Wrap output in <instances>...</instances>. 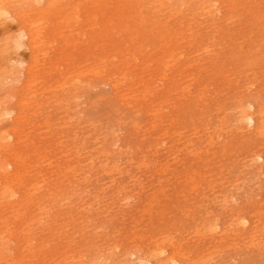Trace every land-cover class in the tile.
Returning <instances> with one entry per match:
<instances>
[{"label": "rangeland", "instance_id": "obj_1", "mask_svg": "<svg viewBox=\"0 0 264 264\" xmlns=\"http://www.w3.org/2000/svg\"><path fill=\"white\" fill-rule=\"evenodd\" d=\"M30 1L0 0V164L19 158L0 172V264H264V0Z\"/></svg>", "mask_w": 264, "mask_h": 264}, {"label": "bare ground", "instance_id": "obj_2", "mask_svg": "<svg viewBox=\"0 0 264 264\" xmlns=\"http://www.w3.org/2000/svg\"><path fill=\"white\" fill-rule=\"evenodd\" d=\"M7 1V0H6ZM32 2L33 1H37V4L39 3L38 1H43V0H31ZM30 1V2H31ZM44 1H46V2H48L49 0H44ZM51 1V0H50ZM60 1V0H59ZM63 1V0H62ZM67 1V0H66ZM69 1V0H68ZM97 1V0H96ZM117 1V0H116ZM160 1H163V0H159V2ZM166 1V0H165ZM170 1V0H169ZM178 1V0H177ZM218 1V0H217ZM227 1V0H226ZM2 2V1H1ZM17 2V1H16ZM31 2V3H32ZM58 2V1H57ZM63 2H65V1H63ZM107 2V1H106ZM184 2V1H183ZM186 2V1H185ZM187 2H188V0H187ZM192 2V1H191ZM205 2V1H204ZM18 3V2H17ZM17 3H14L13 2V4H17ZM60 3V2H59ZM62 3V2H61ZM85 3V2H84ZM126 3V2H125ZM128 3V2H127ZM162 3V2H161ZM166 3H167V1H166ZM175 3V2H174ZM180 3V2H179ZM201 3H202V0H201ZM208 3V2H207ZM2 4V3H1ZM5 4V3H4ZM11 4V3H10ZM27 4V3H26ZM35 4V3H34ZM96 4V3H95ZM94 4V5H95ZM163 4V3H162ZM173 4V3H172ZM176 4V3H175ZM181 4H183L182 2H181ZM186 4V3H185ZM203 4V3H202ZM201 4V5H202ZM232 4V3H231ZM39 5V4H38ZM56 5V4H55ZM58 5V4H57ZM105 5V4H104ZM118 5V4H117ZM117 5H115V6H117ZM124 5V4H123ZM133 5V4H132ZM137 5V4H136ZM135 5V6H136ZM159 3H158V7H159ZM165 5V4H164ZM168 6H169V4H167ZM170 5H171V3H170ZM180 5V4H179ZM178 5V6H179ZM105 6H107V5H105ZM147 6V5H146ZM173 6H175V5H173ZM185 6V5H184ZM188 6H189V4H188ZM203 6H205V5H203ZM207 6H212V8L216 11V10H219L218 9V6H215V3H210V4H207ZM2 7V6H1ZM4 7V6H3ZM26 7V6H25ZM33 7V6H32ZM36 7V6H35ZM38 7V6H37ZM36 7V8H37ZM44 7V6H43ZM91 7V6H90ZM186 7V6H185ZM228 7V6H227ZM64 8V7H63ZM97 8V7H96ZM130 8V7H129ZM163 8V7H162ZM166 8V7H165ZM172 8V7H171ZM195 8H197V7H195ZM223 8H225V7H223ZM5 9V8H4ZM3 8L1 9V10H4ZM23 9V8H22ZM30 9V8H29ZM28 9V10H29ZM44 9V8H43ZM50 9V8H49ZM99 9V8H98ZM184 9H186V8H184ZM207 9V8H206ZM231 9V8H230ZM12 10V9H11ZM35 10V9H34ZM60 10V9H59ZM77 10H78V8H77ZM101 10V9H100ZM114 10V9H113ZM183 10V9H182ZM196 10H198V9H196ZM202 10V9H201ZM209 10V9H208ZM5 11V10H4ZM67 11V10H66ZM68 11H70V10H68ZM158 11V10H157ZM160 11V10H159ZM178 11V10H177ZM185 11V10H184ZM193 11H195V10H193ZM7 12V11H6ZM26 12H29V11H26ZM44 12V11H43ZM45 12H46V10H45ZM74 12H75V10H74ZM125 12V11H124ZM183 12V11H182ZM181 12V13H182ZM186 12V11H185ZM187 12H188V10H187ZM191 12H192V10H191ZM196 12V11H195ZM198 12H201V11H198ZM211 12V11H210ZM214 12V11H213ZM213 12H211V13H213ZM24 13H25V11H24ZM118 13V12H117ZM128 13V12H127ZM178 13V12H177ZM206 13V12H205ZM217 13V12H216ZM12 14V13H11ZM153 14V13H152ZM161 14V13H160ZM206 14H208V13H206ZM0 15H3V14H0ZM19 15V14H18ZM17 15V16H18ZM47 15V14H46ZM45 15V16H46ZM98 15V14H97ZM139 15H140V13H139ZM158 15V14H157ZM174 15V14H173ZM191 15H192V13H191ZM195 15V14H194ZM215 15V14H214ZM13 16V15H12ZM24 16V15H23ZM138 16V15H137ZM141 16V15H140ZM175 16V15H174ZM190 16V15H189ZM198 16V15H197ZM201 15H199V17H200ZM1 17H3V16H1ZM77 17V16H76ZM96 17V16H95ZM131 17V16H130ZM158 17V16H157ZM211 17V16H210ZM213 17V16H212ZM5 18V17H4ZM24 18V17H23ZM23 18H21V19H23ZM168 18V17H167ZM176 18V17H175ZM190 18H192V16H190ZM216 18V17H215ZM11 19V18H10ZM26 19V18H25ZM36 19V18H35ZM55 19V18H54ZM73 19H74V17H73ZM91 19V18H90ZM131 19V18H130ZM152 19V18H151ZM153 19H155V18H153ZM179 19V18H178ZM177 19V20H178ZM196 19V18H195ZM204 19V18H203ZM202 19V20H203ZM2 20H4V19H1V22H4V21H2ZM41 20V19H40ZM70 20V19H69ZM133 20V19H132ZM160 20V19H159ZM181 20V19H180ZM188 20V19H187ZM192 20V19H191ZM228 20H230V18L228 19ZM227 20V21H228ZM5 21H6V19H5ZM22 21V20H21ZM24 21V20H23ZM33 21H34V19H33ZM38 21V20H37ZM71 21V20H70ZM74 21V20H73ZM88 21V20H87ZM150 21V20H149ZM183 21H184V18H183ZM210 21V20H209ZM212 21V20H211ZM215 21V20H214ZM216 21H218V20H216ZM9 22V21H8ZM44 22V21H43ZM48 22V21H47ZM66 22V21H65ZM90 22V21H89ZM112 22V21H111ZM113 22H114V20H113ZM112 22V23H113ZM129 22V21H128ZM193 22V21H192ZM206 22V21H205ZM205 22H202L203 24L205 23ZM213 22V21H212ZM29 23V22H28ZM28 23H24V24H28ZM33 23H36V22H33ZM41 23V22H40ZM45 23V22H44ZM123 23V22H122ZM145 23V22H144ZM190 23V21H188V24ZM196 23L197 22H195V25H196ZM3 24V23H2ZM5 24H7V23H5ZM20 24V23H19ZM22 24V23H21ZM37 24V23H36ZM65 24V23H64ZM83 24H85V23H83ZM90 24V23H89ZM148 24V23H147ZM165 23H162V25H164ZM180 24V23H179ZM178 24V25H179ZM187 24V23H186ZM54 25V24H53ZM61 25V24H60ZM105 25V24H104ZM111 25V24H110ZM194 25V24H193ZM201 25V24H200ZM7 26H8V24H7ZM34 26V25H33ZM56 26V25H55ZM67 26V25H66ZM93 26V25H92ZM107 26V25H106ZM116 26V25H115ZM134 26V25H133ZM182 26V25H181ZM188 25H186L185 27H187ZM198 26H199V24H198ZM208 26V25H207ZM1 27V26H0ZM48 27H49V25H48ZM86 27V26H85ZM142 27V26H141ZM157 27V26H156ZM162 27V26H161ZM190 27V26H189ZM2 28H3V25H2ZM6 28V27H5ZM28 28H30V27H28ZM69 28V27H68ZM128 28V27H127ZM139 28V27H138ZM153 28V27H152ZM182 28V27H181ZM194 28V27H193ZM198 28V27H197ZM61 29V28H60ZM67 29V28H66ZM163 29H164V27H163ZM168 29V28H167ZM190 29V28H189ZM189 29L187 30V31H189ZM207 29H209V28H207ZM214 29V28H213ZM216 29V28H215ZM64 30V29H63ZM68 30H71V29H68ZM102 30V29H101ZM120 30V29H119ZM156 30V29H155ZM197 30V29H196ZM54 31V30H53ZM157 31V30H156ZM179 31V30H178ZM191 31H192V29H191ZM228 31V30H227ZM234 31V30H233ZM251 31V30H250ZM166 32H168V31H166ZM171 32V31H170ZM232 32V31H231ZM244 32V31H243ZM37 32H36V30L34 31V33H32V32H30L29 30H20L19 31V33H18V35H16V38H17V40H16V43H12V44H17V46L18 45H28V46H30L31 47V45L30 44H33L35 41H34V38L32 37L33 36V34H36ZM56 33V32H55ZM62 33V32H61ZM60 33V34H61ZM70 33V32H69ZM17 34V33H16ZM60 34H59V36H60ZM108 34V33H107ZM155 34V33H154ZM198 34V33H197ZM210 34V33H209ZM228 34H229V32H228ZM6 35V34H5ZM8 35V34H7ZM7 35L5 36L6 38H7ZM37 35V34H36ZM132 35V34H131ZM160 35V34H159ZM188 35H189V33H188ZM14 36V35H13ZM12 36V37H13ZM125 36V35H124ZM145 36V35H144ZM181 36V35H180ZM194 35H192V37H193ZM210 36V35H209ZM227 36V35H226ZM230 36V35H229ZM248 36V35H247ZM4 37V36H3ZM23 37H25V41H22V38ZM36 37V36H35ZM151 37V36H150ZM167 37V36H166ZM228 37V36H227ZM5 38V39H6ZM16 38H12V39H16ZM60 38V37H59ZM128 38V37H127ZM133 38V37H132ZM143 38V37H142ZM157 38V37H156ZM181 38V37H180ZM188 38H190V37H188ZM230 37H228V39H229ZM4 39V42L5 41H7V40H5ZM11 39V40H12ZM41 39V38H40ZM54 39V38H53ZM53 39H51V40H53ZM64 39H65V37H64ZM71 39V38H70ZM122 39V38H121ZM183 39H185L184 37H183ZM183 39H181V40H183ZM243 39V38H242ZM256 39V38H255ZM258 39H259V37H258ZM48 40V39H47ZM153 40V39H152ZM257 40V39H256ZM262 40V39H261ZM9 41V40H8ZM15 41V40H14ZM49 41V40H48ZM61 41V40H60ZM141 41V40H140ZM146 42H147V40H145ZM190 41V40H189ZM207 41H208V39H207ZM206 41V42H207ZM210 41V40H209ZM212 41V40H211ZM241 41V40H240ZM245 41V40H244ZM1 42V41H0ZM3 42V43H4ZM168 42V41H167ZM171 42V41H170ZM179 42H181V41H179ZM187 42V41H186ZM193 42V41H192ZM234 42V41H233ZM239 42V41H238ZM261 42V41H260ZM37 43V42H36ZM39 43V42H38ZM52 43V42H51ZM73 43H74V41H73ZM126 43V42H125ZM141 43V42H140ZM140 43H139V45H140ZM210 43V42H209ZM235 43H237V41H235ZM248 43V42H247ZM10 44H11V42H10ZM66 44H68V43H66ZM127 44V43H126ZM125 44V45H126ZM167 44V43H166ZM197 44V43H196ZM203 44V43H202ZM211 44H213V43H211ZM6 45V44H5ZM46 45V44H45ZM123 45V44H122ZM145 45H146V43H145ZM180 45V44H179ZM198 45H200L199 43H198ZM254 45V44H253ZM13 46V45H12ZM47 46H48V44H47ZM212 46H214V45H212ZM259 46V45H258ZM14 47H16V46H14ZM19 47V46H18ZM120 47V46H119ZM122 47V46H121ZM125 47V46H124ZM174 47V46H173ZM199 47V46H198ZM205 47V46H204ZM2 48V47H1ZM4 48V47H3ZM5 48H6V46H5ZM4 48V49H5ZM34 48V47H33ZM106 48H109V47H106ZM138 48V47H137ZM193 48H195V47H193ZM201 48V47H200ZM207 48V47H206ZM211 48V47H210ZM4 49H0L1 50V52H2V50H4ZM10 49V48H9ZM16 49H18V48H16ZM35 49V48H34ZM37 49V48H36ZM132 49V48H131ZM148 49V48H147ZM183 49V48H182ZM182 49H180V50H182ZM189 49V48H188ZM197 49V48H196ZM264 49V48H263ZM102 50V49H101ZM184 50V49H183ZM36 51V50H35ZM47 51V50H46ZM46 51H44L43 52V54L44 53H46ZM80 51V50H79ZM174 51H177V50H174ZM199 51V50H198ZM197 51V52H198ZM203 51V50H202ZM208 50H206V51H204V52H207ZM234 52H235V50H233ZM4 52H6V51H4ZM9 52V51H8ZM41 52V51H40ZM136 52V51H135ZM178 52V51H177ZM210 52V51H209ZM213 52V51H212ZM3 53V52H2ZM11 53H12V51H11ZM37 53V52H36ZM123 53V52H122ZM127 53V52H126ZM133 53V52H132ZM181 53V52H180ZM179 53V54H180ZM198 53H201V52H198ZM203 53V52H202ZM228 53V52H227ZM258 53H259V51H258ZM263 53V52H262ZM4 54V53H3ZM7 55H8V53H6ZM41 54V53H40ZM121 54V53H120ZM162 54V53H161ZM178 54V55H179ZM182 54H183V52H182ZM207 54V53H206ZM2 55V54H1ZM36 55V54H35ZM45 55V54H44ZM82 55H83V53H82ZM123 55H125V54H123ZM130 55V54H129ZM172 55V54H171ZM177 55V56H178ZM198 55V54H197ZM203 55V54H202ZM250 55H251V53H250ZM258 55H260V54H258ZM43 56V55H42ZM140 56V55H139ZM175 56V55H174ZM176 56V57H177ZM237 56H240V55H237ZM236 56V57H237ZM248 56V55H247ZM256 56V55H255ZM254 56V57H255ZM1 57V56H0ZM33 57V56H32ZM37 57V56H36ZM39 57H40V55H39ZM145 57V56H144ZM172 57V56H171ZM180 57V56H179ZM181 57H182V55H181ZM187 57V56H186ZM185 57V58H186ZM263 57V56H262ZM7 58V57H6ZM8 58H9V55H8ZM115 58V57H114ZM123 58H125L124 56H123ZM167 58V57H166ZM168 58H169V56H168ZM194 58V57H193ZM232 58V57H231ZM33 59V58H32ZM100 59H102V58H100ZM99 59V60H100ZM105 59V58H104ZM149 59V58H148ZM174 59H176V58H174ZM262 59V58H261ZM4 60L6 61V59L4 58ZM36 60H37V58H36ZM98 60V61H99ZM155 60V59H154ZM165 60V59H164ZM171 60H173V59H171ZM7 61H8V59H7ZM96 61V60H95ZM98 61H97V63H98ZM105 61V60H104ZM141 61V60H140ZM192 61V60H191ZM196 61V60H195ZM198 61V60H197ZM261 61V60H260ZM17 62H19V61H17ZM150 62V61H149ZM167 62V61H166ZM203 62V61H202ZM238 62H239V60H238ZM237 62V63H238ZM255 62V61H254ZM173 63V62H172ZM187 63V62H186ZM189 63V62H188ZM188 63H187V65H188ZM191 63V62H190ZM193 63V62H192ZM200 63V62H199ZM256 63V62H255ZM15 64V63H14ZM13 64V65H14ZM22 64V63H21ZM34 64V63H33ZM39 64V63H38ZM104 64L106 65V63L104 62ZM145 64V63H144ZM153 64V63H152ZM163 64V63H162ZM197 64V63H196ZM212 64V63H211ZM225 64V63H224ZM18 65V64H17ZM32 65V64H31ZM80 65V64H79ZM97 65V64H96ZM100 65V64H99ZM99 65H98V67H99ZM221 65H223V64H221ZM230 65V64H229ZM245 65V64H244ZM22 66V65H21ZM20 66V67H21ZM259 66V65H258ZM258 66H256V67H258ZM3 67V66H2ZM6 67H7V65H6ZM11 67H12V65H11ZM30 67H33V65L32 66H30ZM35 67H38V66H36L35 65ZM34 67V68H35ZM95 67V66H94ZM165 67V66H164ZM186 67V66H185ZM201 67H203V66H201ZM200 67V68H201ZM219 67V66H218ZM217 67V68H218ZM263 67V66H262ZM1 68V67H0ZM18 68V67H17ZM33 68V69H34ZM90 68V67H89ZM88 68V69H89ZM93 68V67H92ZM138 68V67H137ZM162 68H163V66H162ZM172 68V67H171ZM193 68V67H192ZM196 68V67H195ZM253 68V67H252ZM15 69H16V67H15ZM19 69V68H18ZM17 69V70H18ZM97 69V68H96ZM99 69V68H98ZM103 69V68H102ZM161 69V68H160ZM165 69H167V67H165ZM202 69V68H201ZM219 69H221V68H219ZM224 69V68H223ZM241 69V68H240ZM249 69V68H248ZM260 69V68H259ZM3 70V69H2ZM4 70H5V68H4ZM35 70H37V69H35ZM101 70V69H100ZM99 70V71H100ZM109 70V69H108ZM164 69H161V71H163ZM8 71V70H7ZM33 71V70H32ZM107 71V70H106ZM111 71V70H110ZM128 71V70H127ZM249 70H247V72H248ZM83 72H85V71H83ZM88 72V71H87ZM91 72V71H90ZM94 72V71H93ZM122 72V71H121ZM166 72V71H165ZM168 72V71H167ZM233 72V71H232ZM262 72V71H261ZM81 73V72H80ZM95 73V72H94ZM103 73V72H102ZM105 73H107V72H105ZM119 73V72H118ZM135 73V72H134ZM146 73V72H145ZM144 73V74H145ZM161 73V72H160ZM159 73V74H160ZM190 73V72H189ZM191 73H193V72H191ZM243 74H244V72H242ZM264 73V72H263ZM3 74V73H2ZM1 74V75H2ZM6 74V73H5ZM4 74V75H5ZM19 74V73H18ZM88 74V73H87ZM124 74V73H123ZM154 74V73H153ZM163 74V73H162ZM161 74V75H162ZM171 74V73H170ZM178 74H179V72H178ZM187 74H188V72H187ZM224 74V73H223ZM237 74V73H236ZM242 74V75H243ZM251 74V73H250ZM0 75V76H1ZM7 75H8V73H7ZM14 75V74H13ZM21 75V74H20ZM19 75V76H20ZM31 75V74H30ZM29 75V76H30ZM77 75H79V74H77ZM84 75V74H83ZM95 75H98V74H96L95 73ZM94 75V76H95ZM102 75V74H101ZM156 75V74H155ZM154 75V76H155ZM160 75V76H161ZM183 75V74H182ZM186 75V74H185ZM238 75V74H237ZM236 75V76H237ZM241 75V74H240ZM16 76H18V75H16ZM87 76V75H86ZM150 76H151V74H150ZM158 76V75H157ZM175 76V75H174ZM187 76V75H186ZM224 76V75H223ZM244 76V75H243ZM254 76V75H253ZM252 76V77H253ZM21 77V76H20ZM19 77V78H20ZM99 77V76H98ZM109 76H107V78H108ZM111 77H112V74H111ZM119 77V76H118ZM163 77V76H162ZM190 77V76H189ZM192 77V76H191ZM0 78H2V77H0ZM4 78V77H3ZM10 78V77H9ZM18 78V79H19ZM97 78V77H96ZM110 78V77H109ZM113 78V77H112ZM123 78H124V76H123ZM161 78V77H160ZM165 78V77H164ZM230 78V77H229ZM234 78H235V76H234ZM233 78V79H234ZM244 78H245V76H244ZM247 78H249V77H247ZM251 78V77H250ZM12 79V78H11ZM71 79V78H70ZM76 79V78H75ZM131 79V78H130ZM143 79V78H142ZM189 79V78H188ZM4 80V79H3ZM16 79H14L13 81H14V83H16V81H15ZM30 80V79H29ZM97 80V79H96ZM101 80V79H100ZM113 80V79H112ZM173 80V79H172ZM240 80V79H239ZM259 79H257L255 82H253V83H256L257 81H258ZM33 81V80H32ZM32 81H31V83H32ZM78 81H80V79L78 80ZM82 81V80H81ZM80 81V82H81ZM99 81V80H98ZM108 81V80H107ZM124 81V80H123ZM159 81H161V80H159ZM180 81V80H179ZM185 81V80H184ZM2 82V81H1ZM5 82V81H4ZM9 82V81H8ZM7 82V83H8ZM19 82V81H18ZM33 82H36V81H33ZM63 82H64V80H63ZM86 82H88V81H86ZM103 82V81H102ZM207 82V81H206ZM246 82H247V80H246ZM12 83V82H11ZM13 83V84H14ZM30 83V84H31ZM65 83V82H64ZM79 83V82H78ZM83 83V82H82ZM81 83V84H82ZM89 83V82H88ZM109 83V82H108ZM112 83H114V82H112ZM119 83L120 82H118V85H119ZM122 83V82H121ZM139 83V82H138ZM178 83V82H177ZM187 83V82H186ZM207 83H209V82H207ZM234 83H236V82H234ZM252 83V82H251ZM80 84V83H79ZM85 84V83H84ZM192 84V83H191ZM216 84V83H215ZM228 84V83H227ZM248 84V83H247ZM261 84H264V83H262L261 82ZM3 84H1V86H2ZM5 85H6V83H5ZM29 85V84H28ZM113 85H116V84H113ZM124 85V84H123ZM182 85V84H181ZM202 85V84H201ZM241 85V84H240ZM243 85V84H242ZM249 85V84H248ZM250 85H252V84H250ZM4 86V85H3ZM10 86V85H9ZM55 86V85H54ZM112 86V85H111ZM120 86V85H119ZM144 86V85H143ZM167 86V85H166ZM185 86V85H184ZM246 87H247V85H245ZM262 86V85H261ZM33 87V86H32ZM37 87V86H36ZM83 86H81V88H82ZM116 87V86H115ZM115 87H113V88H115ZM118 87V86H117ZM187 87V86H186ZM185 87V88H186ZM203 87H204V85H203ZM206 87V86H205ZM237 87V86H236ZM245 87V88H246ZM112 88V87H111ZM163 88V87H162ZM168 88V87H167ZM189 88V87H188ZM200 88V87H199ZM228 88V87H227ZM240 88V87H239ZM262 88H264V87H262ZM12 89V88H11ZM122 89V88H121ZM128 89V88H127ZM169 89V88H168ZM206 89V88H205ZM235 89V88H234ZM10 90V89H9ZM177 90V89H176ZM175 90V91H176ZM248 90V89H247ZM246 90V91H247ZM251 90V89H250ZM261 90V89H260ZM25 91V90H24ZM118 91V90H117ZM174 91V90H173ZM181 91V90H180ZM202 91H204V90H202ZM208 91V90H207ZM227 91V90H226ZM65 92V91H64ZM127 92H128V90H127ZM146 92H147V90H146ZM160 92V91H159ZM214 92V91H213ZM263 92V91H262ZM8 93H10V92H8ZM20 93V92H19ZM122 93V92H121ZM126 93V92H125ZM143 93V92H142ZM155 93V92H154ZM168 93V92H167ZM175 93V92H174ZM180 93V92H179ZM181 93H182V91H181ZM180 93V94H181ZM200 93V92H199ZM203 93V92H202ZM207 93V92H206ZM220 93V92H219ZM223 93H224V91H223ZM231 93V92H230ZM235 93V92H234ZM7 94V93H6ZM134 94V93H133ZM176 94V93H175ZM189 94V93H188ZM164 95V94H163ZM191 95V94H190ZM194 95V94H193ZM206 95V94H205ZM216 95V94H215ZM220 95H222L221 93H220ZM246 95H247V92H246ZM252 95V94H251ZM258 95V94H257ZM14 96V95H13ZM53 96V95H52ZM124 96H126V95H124ZM142 96V95H141ZM158 96V95H157ZM161 96V95H160ZM172 96H173V94H172ZM201 96V95H200ZM203 96V95H202ZM207 96V95H206ZM232 96V95H231ZM239 96H241V95H239ZM245 96V95H244ZM27 97V96H26ZM121 97V96H120ZM127 97H128V95H127ZM126 97V98H127ZM132 97V96H131ZM170 97V96H169ZM186 97V96H185ZM197 97H199V96H197ZM205 97V96H204ZM247 97V96H246ZM254 97V96H253ZM4 98V97H3ZM10 98V100H11V97H9ZM125 98V97H124ZM146 98V97H145ZM144 98V99H145ZM183 98H184V95H183ZM192 98V97H191ZM206 98V97H205ZM217 98V97H216ZM244 98V97H243ZM256 98V99H255ZM255 98H254V100H257L258 98H257V96H255ZM36 99H38V98H36ZM65 99V98H64ZM120 99H122V98H120ZM167 99V98H166ZM170 99V98H169ZM215 99V98H214ZM235 99H236V97H235ZM9 100V99H8ZM184 100H186V99H184ZM199 100V99H198ZM205 100V99H204ZM203 100V101H204ZM209 100H211V99H209ZM240 101H241V99H239ZM120 101V100H119ZM176 101V100H175ZM206 101V100H205ZM204 101V102H205ZM214 101V100H213ZM240 101H238V102H240ZM259 102L261 101V100H258ZM4 102H5V100H4ZM8 102V101H7ZM22 102H24V101H22ZM186 102V101H185ZM229 102V101H228ZM246 102V101H245ZM252 102H253V100H252ZM252 102H247V104L245 105V110L243 111V114L241 115V118H242V120H244V123L246 124V125H248V127H249V125L251 126V125H253L254 124V122H255V118H254V115H253V106H254V104L252 103ZM258 102V103H259ZM67 103V102H66ZM198 103V102H197ZM206 103V102H205ZM210 103V102H209ZM231 103V102H230ZM8 104V103H7ZM16 104V103H15ZM121 104V103H120ZM164 104V103H163ZM180 104H181V102H180ZM183 104V103H182ZM200 104V103H199ZM218 104V103H217ZM238 104H240V103H238ZM257 104V103H256ZM1 105V104H0ZM186 105V104H185ZM25 106V105H24ZM132 106V105H131ZM131 106H129L130 108H131ZM174 106V105H173ZM236 106V105H235ZM239 106H242V104L241 105H239ZM262 106V105H261ZM3 107V106H2ZM5 107V106H4ZM3 107V108H4ZM69 107V106H68ZM199 107V106H198ZM213 108H215L214 106H212ZM33 108V107H32ZM139 108V107H138ZM161 108V107H160ZM173 108V107H172ZM177 108H178V106H177ZM176 108V109H177ZM196 108V107H195ZM218 108V107H217ZM233 108V107H232ZM256 108V107H255ZM263 108V107H262ZM262 108H261V110H262ZM116 109V108H115ZM187 109H188V106H187ZM235 109H238V108H235ZM240 109V108H239ZM49 110V109H48ZM196 110V109H195ZM199 110H200V108H199ZM2 111V110H1ZM12 111V110H11ZM27 111V110H26ZM173 111V110H172ZM184 111V110H183ZM202 111H204V109L203 110H201L200 112H202ZM219 111V110H218ZM231 111V110H230ZM194 112V111H193ZM211 112V111H210ZM242 112V111H241ZM258 112V111H257ZM175 113V112H174ZM195 113V112H194ZM240 113V112H239ZM259 113V112H258ZM2 114H4V115H8L9 116V114H11L10 113V111L9 110H7V111H4ZM186 113H184V115H185ZM217 114V113H216ZM224 114H226V113H224ZM230 114V113H229ZM238 114V113H237ZM260 115H261V113H259ZM258 114V115H259ZM262 114H263V112H262ZM17 115V114H16ZM183 115V114H182ZM183 115V116H184ZM193 115V114H192ZM202 115V114H201ZM231 115V114H230ZM0 116H2V115H0ZM188 116V115H187ZM194 116V115H193ZM222 116H224V115H222ZM229 116V115H228ZM12 118L14 117V116H11ZM205 117V116H204ZM2 118V117H1ZM165 118V117H164ZM175 118V117H174ZM190 118V117H189ZM194 118V117H193ZM263 118V117H262ZM7 119V118H6ZM239 119V118H238ZM4 120V119H3ZM161 120V119H160ZM176 120H178V119H176ZM186 120V119H185ZM198 120V119H197ZM20 121V120H19ZM52 121V120H51ZM59 121V120H58ZM181 121H183V120H181ZM211 121V120H210ZM264 121V120H263ZM4 122V121H3ZM172 122V121H171ZM174 122V121H173ZM188 122V121H187ZM200 122V121H199ZM205 122V121H204ZM223 122V121H222ZM238 122V121H237ZM236 122V123H237ZM175 123V122H174ZM181 123V122H180ZM206 123V122H205ZM230 123V122H229ZM191 124V123H190ZM202 124V123H201ZM125 125V124H124ZM136 125V124H135ZM134 125V126H135ZM169 125V124H168ZM180 125V124H179ZM179 125H177V126H179ZM181 125H183V124H181ZM194 125V124H193ZM210 125V124H209ZM224 125V124H223ZM24 126V125H23ZM162 126V125H161ZM167 126V125H166ZM172 126H173V124H172ZM239 126V125H238ZM256 126V125H255ZM61 127V126H60ZM138 127V126H137ZM163 127V126H162ZM247 127V128H248ZM263 127V126H262ZM261 127V128H262ZM139 128V127H138ZM157 128V127H156ZM207 128V127H206ZM225 128V127H224ZM209 129V128H208ZM220 129V128H219ZM125 130H127V129H125ZM171 130V129H170ZM231 130H233V129H231ZM245 130V129H244ZM253 130V129H252ZM260 130H263V128L262 129H260ZM22 131V130H21ZM47 131V130H46ZM130 131V130H129ZM180 131V130H179ZM178 131V132H179ZM223 131V130H222ZM239 131V130H238ZM259 131V130H258ZM5 132V131H4ZM31 132V131H30ZM194 132V131H193ZM200 132H202L201 130H200ZM230 132V131H229ZM1 133V132H0ZM25 133V132H24ZM143 133V132H142ZM177 133V132H176ZM256 133V132H255ZM259 133V132H258ZM13 132L12 131H7V132H5V133H2V134H0L1 136H0V138L2 137L3 139L5 138V139H7V138H11L13 135ZM27 134V133H26ZM180 134V133H179ZM179 134H178V136H179ZM198 134V133H197ZM217 134H218V132H217ZM216 134V135H217ZM222 134V133H221ZM244 134V133H243ZM16 135V134H15ZM183 135V134H182ZM257 135V134H256ZM35 136V135H34ZM157 136V135H156ZM165 136V135H164ZM260 136V135H259ZM132 137V136H131ZM131 137H130V139H131ZM149 137V136H148ZM196 137V136H195ZM203 137V136H202ZM215 137H217V136H215ZM219 137V136H218ZM230 137V136H229ZM142 138V137H141ZM221 138V136L219 137V139ZM240 138V137H239ZM242 138V137H241ZM249 138V137H248ZM256 138H258V137H256ZM23 139V138H22ZM142 139H144V138H142ZM206 139V138H205ZM224 139V138H223ZM18 140V139H17ZM20 140V139H19ZM28 140V139H27ZM108 140H110L109 138H108ZM128 140V139H127ZM218 140V139H217ZM222 140V139H221ZM10 141V140H9ZM8 141V142H9ZM154 141V140H153ZM196 141V140H195ZM235 141V140H234ZM14 142V141H13ZM59 142V141H58ZM182 142H183V140H182ZM217 142V141H216ZM221 142V141H220ZM239 142V141H238ZM172 143V142H171ZM181 143V142H180ZM252 143V142H251ZM36 144V143H35ZM109 144V143H108ZM141 144V143H140ZM155 144V143H154ZM157 144V143H156ZM160 144V143H159ZM163 145H164V143H162ZM161 144V145H162ZM173 144V143H172ZM216 144V143H215ZM2 145V144H1ZM23 145V144H22ZM135 145V144H134ZM107 146V145H106ZM127 146V145H126ZM126 146H124V147H126ZM129 146H130V144H129ZM192 146V145H191ZM198 146H199V144H198ZM157 147H159L158 145H157ZM166 147V146H165ZM171 147V146H170ZM264 147V146H263ZM0 148H2V147H0ZM99 148V147H98ZM148 148V147H147ZM187 148V147H186ZM106 149V148H105ZM193 149V148H192ZM2 150H3V148H2ZM23 150V149H22ZM137 150V149H136ZM194 150V149H193ZM24 151H26V150H24ZM28 151V150H27ZM156 151V150H155ZM201 151V150H200ZM67 152V151H66ZM181 152V151H180ZM258 152V151H257ZM255 153V152H254ZM65 154V153H64ZM139 154V153H138ZM170 154V153H169ZM176 154V153H175ZM191 154V153H190ZM258 154V153H257ZM132 155V154H131ZM178 155V154H177ZM201 155V154H200ZM223 155V154H222ZM253 155V154H252ZM8 156V155H7ZM145 156V155H144ZM153 156V155H152ZM173 156V155H172ZM171 156V157H172ZM236 156V155H235ZM58 157V156H57ZM124 157V156H123ZM128 157V156H127ZM191 157V156H190ZM110 158V157H109ZM116 158V157H115ZM245 158V157H244ZM257 158H260V156L258 155L257 156ZM239 159V158H238ZM156 160V159H155ZM165 160V159H164ZM16 161H19V158L17 157V158H13V157H5L3 160H2V162H1V164H0V172H1V174H2V176L3 177H5L6 179L8 178L9 179V181H11V179H13V178H15L17 175H14L13 173H14V171L16 170ZM109 161V160H108ZM119 161V160H118ZM187 161V160H186ZM225 161V160H224ZM164 162V161H163ZM253 162V161H252ZM256 162H257V160H256ZM160 163V162H159ZM208 163V162H207ZM212 163V162H211ZM262 163V162H261ZM105 164V163H104ZM184 164V163H183ZM192 164V163H191ZM209 164V163H208ZM213 164V163H212ZM232 164V163H231ZM241 164V163H240ZM243 164V163H242ZM252 164V163H251ZM250 164V165H251ZM103 165V164H102ZM157 165V164H156ZM173 165V164H172ZM180 165V164H179ZM236 165V164H235ZM253 166H255V165H253ZM104 167V166H103ZM217 167V166H216ZM225 167H227V166H225ZM114 168V167H113ZM131 168V167H130ZM133 168V167H132ZM149 168V167H148ZM205 168V167H204ZM235 168V167H234ZM10 169V170H9ZM147 169V168H146ZM172 169V168H171ZM226 169V168H225ZM251 169V168H250ZM116 170V169H115ZM142 170V169H141ZM224 170V169H223ZM222 170V171H223ZM254 170V169H253ZM252 170V171H253ZM258 170V169H257ZM109 171V170H108ZM137 171V170H136ZM241 171V170H240ZM239 171V172H240ZM259 171H261V170H259ZM259 171H258V174H259ZM116 172H118V171H116ZM138 172V171H137ZM149 172V171H148ZM155 172V171H154ZM168 172V171H167ZM102 173H104V172H102ZM111 173V172H110ZM139 173V172H138ZM153 173V172H152ZM192 173H194V172H192ZM242 173V172H241ZM252 173V172H251ZM87 174V173H86ZM137 174V173H136ZM141 174V173H140ZM181 174V173H180ZM224 174V173H223ZM238 174V173H237ZM236 174V175H237ZM244 174V173H243ZM255 174V173H254ZM88 175V174H87ZM94 175V174H93ZM179 175V174H178ZM204 175V174H203ZM228 175V174H227ZM240 175V174H239ZM248 175V174H247ZM221 176V175H220ZM262 176V175H261ZM142 178V177H141ZM166 178V177H165ZM181 178V177H180ZM226 178V177H225ZM244 178V177H243ZM261 178V177H260ZM4 179V178H3ZM101 179V178H100ZM99 179V180H100ZM145 179V178H144ZM214 179V178H213ZM230 179V178H229ZM235 178H233V180H234ZM240 180V179H239ZM5 181V180H4ZM7 181V180H6ZM222 181V180H221ZM106 182V181H105ZM213 182V181H212ZM234 182H236V181H234ZM239 181H237V183H238ZM253 182V181H252ZM4 183V182H3ZM101 183V182H100ZM118 183V182H117ZM185 183V182H184ZM223 183V182H222ZM31 184V183H30ZM29 184V185H30ZM119 184V183H118ZM162 184V183H161ZM224 184V183H223ZM259 184V183H258ZM3 185V184H2ZM23 185V184H22ZM106 185V184H105ZM227 185V184H226ZM245 185V184H244ZM9 186V185H8ZM39 186V185H38ZM107 186V185H106ZM105 186V187H106ZM211 186H213V185H211ZM238 186V185H237ZM237 186H236V188H237ZM255 186V185H254ZM195 187V186H194ZM224 187V186H223ZM230 187V186H229ZM101 189H102V187H100ZM115 188V187H114ZM193 187H191L190 189H192ZM205 188V187H204ZM18 189V188H17ZM70 189V188H69ZM96 189V188H95ZM178 190V189H177ZM182 190V189H181ZM225 190V189H224ZM227 190V189H226ZM252 190V189H251ZM8 191H10V190H8ZM259 191V190H258ZM257 191V192H258ZM59 192V191H58ZM163 192H164V190H163ZM178 192V191H177ZM184 192V191H183ZM223 192V191H222ZM234 192V191H233ZM237 192V191H236ZM235 192V193H236ZM13 193H15V192H13ZM12 192L10 193L9 192V196L11 195V194H13ZM26 193V192H25ZM52 193V192H51ZM60 193V192H59ZM131 193H133V192H131ZM217 193V192H216ZM253 193V192H252ZM259 193V192H258ZM16 194H17V192H16ZM99 194V193H98ZM200 194V193H199ZM249 194V193H248ZM234 195V194H233ZM11 196H13V195H11ZM10 196V198H13V197H11ZM214 196V195H213ZM219 196V195H218ZM248 196V195H247ZM46 197V196H45ZM171 197H173V196H171ZM216 197V196H215ZM15 198V197H14ZM17 198V197H16ZM231 198H232V196H231ZM233 199V198H232ZM19 200V199H18ZM233 200H235V199H233ZM232 200V201H233ZM244 200V199H243ZM249 200V199H248ZM65 201V200H64ZM172 201V200H171ZM200 201V200H199ZM262 201V200H261ZM16 202H17V200H16ZM173 202V201H172ZM179 202V201H178ZM215 202V201H214ZM237 202V201H236ZM247 202V201H246ZM163 203V202H162ZM185 203V202H184ZM261 203V202H260ZM35 204V203H34ZM159 204V203H158ZM209 204V203H208ZM245 204V203H244ZM253 204H256V203H253ZM58 205V204H57ZM181 205V204H180ZM207 205V204H206ZM219 205H222V204H219ZM232 205V204H231ZM230 205V206H231ZM264 205V204H263ZM37 206V205H36ZM208 206V205H207ZM233 206V205H232ZM235 206V205H234ZM237 206V205H236ZM62 207V206H61ZM64 207V206H63ZM165 207V206H164ZM168 207V206H167ZM251 207V206H250ZM19 208V207H18ZM155 207H153V209H154ZM195 208V207H194ZM205 208V207H204ZM223 208V207H222ZM234 208V207H233ZM257 208V207H256ZM157 209V208H156ZM171 210V209H170ZM211 210V209H210ZM258 210V209H257ZM90 211V210H89ZM138 211V210H137ZM176 211V210H175ZM194 211V210H193ZM219 211V210H218ZM217 211V212H218ZM235 211V210H234ZM170 212V211H169ZM203 212V211H202ZM212 212V211H211ZM231 212V211H230ZM242 213V212H241ZM179 214V213H178ZM214 214V213H213ZM246 214H248V213H246ZM192 215V214H191ZM200 215V214H199ZM203 215V214H202ZM207 215V214H206ZM218 215V214H217ZM181 216V215H180ZM220 216V215H219ZM244 216V215H243ZM255 216H256V214H255ZM14 217V216H13ZM178 217V216H177ZM189 217V216H188ZM204 217V216H203ZM206 217V216H205ZM191 218V217H190ZM217 218V217H216ZM9 219V218H8ZM158 219V218H157ZM192 219V218H191ZM213 219V218H212ZM212 219H211V221H212ZM215 219V218H214ZM153 220V219H152ZM171 220V219H170ZM184 220V219H183ZM216 220V222H217V219H215ZM215 220H213V222L215 221ZM1 221V220H0ZM155 221V220H154ZM153 221V222H154ZM159 221V220H158ZM243 221V220H242ZM242 221H241V223H242ZM245 221V220H244ZM243 221V222H244ZM9 222V221H8ZM163 222V221H162ZM167 222V221H166ZM183 222V221H182ZM187 222V221H186ZM199 222V221H198ZM215 222V223H216ZM29 223H32V222H29ZM208 223V222H207ZM236 223V222H235ZM194 224V223H193ZM197 224V223H196ZM239 224V223H238ZM258 224V223H257ZM33 225V224H32ZM157 225V224H156ZM210 225V224H209ZM252 225H254V224H252ZM196 226V225H195ZM213 226V225H212ZM222 226V225H221ZM236 226H238V225H236ZM242 226H243V224H242ZM148 227V226H147ZM215 227V226H214ZM253 227V226H252ZM9 228V227H8ZM212 228V227H211ZM216 228V227H215ZM18 229V228H17ZM101 229V228H100ZM179 229V228H178ZM209 229V231H210V228H208ZM20 230H21V228H20ZM169 230V229H168ZM174 230V229H173ZM172 230V231H173ZM214 230V229H213ZM212 230V231H213ZM237 230V229H236ZM5 231V230H4ZM19 231V230H18ZM152 231V230H151ZM208 231V232H209ZM223 231V230H222ZM6 232V231H5ZM179 232V231H178ZM184 232V231H183ZM182 232V233H183ZM207 232V233H208ZM211 232V231H210ZM215 232V231H214ZM7 233V232H6ZM23 233H25V232H23ZM130 233H133V232H130ZM137 233V232H136ZM154 233V232H153ZM175 233H176V231H175ZM229 233V232H228ZM250 233V232H249ZM151 234V233H150ZM219 233H217V235H218ZM241 234V233H240ZM58 235V234H57ZM175 235V234H174ZM177 236V235H176ZM258 236V235H257ZM1 237V236H0ZM88 237V236H87ZM118 237V236H117ZM133 237V236H132ZM137 237V236H136ZM256 237V236H255ZM15 238V237H14ZM151 238V237H150ZM157 238V237H156ZM178 238V237H177ZM176 238V239H177ZM244 238V237H243ZM8 239V238H7ZM182 239V238H181ZM1 240V239H0ZM9 241V240H8ZM20 241V240H19ZM18 241V242H19ZM87 241V240H86ZM129 241L131 242V240L129 239ZM144 241V240H143ZM170 242V241H169ZM174 242V241H173ZM10 243V242H9ZM12 243V242H11ZM143 243V242H142ZM14 244V243H13ZM92 244V243H91ZM170 244V243H169ZM19 245V244H18ZM127 245V244H126ZM155 245V244H154ZM24 246V245H23ZM28 246H29V243H28ZM54 246V245H53ZM147 246V245H146ZM125 247V246H124ZM181 247V246H180ZM117 248V247H116ZM115 248V249H116ZM145 248V247H144ZM153 248V247H152ZM13 249V248H12ZM18 249V248H17ZM58 249V248H57ZM126 249V248H125ZM170 249V248H169ZM4 250V249H3ZM22 250V249H21ZM124 250V249H123ZM122 250V251H123ZM141 250V249H140ZM155 250V249H154ZM212 250V249H211ZM5 251V250H4ZM11 251V250H10ZM40 251V250H39ZM53 251V250H52ZM91 251V250H90ZM93 251V250H92ZM162 251H164L163 249H162ZM57 252V251H56ZM140 252V251H139ZM147 252V251H146ZM159 252H161V251H159ZM158 252V253H159ZM39 253V252H38ZM43 253V252H42ZM93 253V252H92ZM135 253V252H134ZM138 253V252H137ZM163 252H161V254H162ZM165 253V252H164ZM3 254V253H2ZM96 254V253H95ZM116 254V253H115ZM120 255V254H119ZM132 255H134V254H132ZM158 255H160V253L158 254ZM4 256V255H3ZM65 256V255H64ZM68 256H69V254H68ZM189 256V255H188ZM134 257V256H133ZM145 257V256H144ZM159 257V256H158ZM166 257V256H165ZM12 258V257H11ZM14 258V257H13ZM130 258V257H129ZM132 258V257H131ZM100 259V258H99ZM4 260V259H3ZM3 260H2V262H3ZM5 260H6V258H5ZM5 260H4V262H5ZM75 260V259H74ZM120 260V259H119ZM138 259H136V261H137ZM139 260H141V259H139ZM144 260V259H143ZM161 260V259H160ZM82 261V260H81ZM98 261V260H97ZM108 261V260H107ZM106 261V262H107ZM144 262H145V264H147L148 263V260H144ZM154 263V262H153ZM19 264V263H18ZM97 264V263H96ZM142 264H143V262H142ZM152 264V263H151ZM165 264H184L183 262H182V260L180 259V258H178V257H176L175 255H169L167 258H166V262H165Z\"/></svg>", "mask_w": 264, "mask_h": 264}]
</instances>
